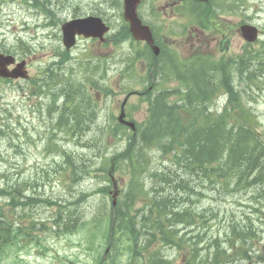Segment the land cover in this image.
<instances>
[{
	"label": "rangeland",
	"instance_id": "obj_1",
	"mask_svg": "<svg viewBox=\"0 0 264 264\" xmlns=\"http://www.w3.org/2000/svg\"><path fill=\"white\" fill-rule=\"evenodd\" d=\"M169 1L149 0V6L156 10ZM114 2L0 0V51L29 60L30 74L28 80H0V186L2 189L6 183L3 174H14L12 180H25L26 185H20V189L30 193H25L23 198L34 197L31 201L20 199L28 203L20 210L5 206L8 201L0 198V208L10 222L22 218L11 227L13 245L0 252V264H34L33 258H38L40 264H72L71 261L74 264H217L220 251L228 256L229 264H264V199L258 198L260 190L244 182L235 186L236 179L225 189L221 188V181L212 185L199 179L192 184L194 192L186 199H190L187 204L195 211L190 210L195 218L191 225L174 226L184 245L179 249L154 238L153 231L158 225L143 221L148 217L150 202L131 195L132 176L125 161L126 169L113 173L119 182L115 206L123 214L130 211L135 224L128 232L119 230L117 235L115 232L114 238L115 229H109L103 220L99 224L102 217L107 220L111 217L113 201L111 181L101 178L110 170L107 167L110 158L125 150L131 134L124 127L115 129L124 100H127L128 119L137 122L140 129L149 119L151 101L158 97L167 106L176 107L177 121L184 117L191 120L183 100L191 93H210L215 87L212 83L222 84L227 79L237 85L240 101L247 102L257 117V128L264 131V0L230 2L236 8L235 19L230 20L234 27L235 23L249 22L262 30L256 43L246 46L235 34L228 50L222 52L215 48L216 37L207 33L205 46L198 50V54L205 55L198 58L196 51L188 43H179V39L184 36L192 42L189 28L199 23L198 14H193L202 9L188 3L179 5L174 11L177 18L171 15L163 21L171 28L173 19L175 29H161L159 16L153 15L145 3L142 6L145 21L167 34L163 41L166 55L158 60L159 64L163 60L164 70L153 68L150 77L149 53L143 44L130 39L123 8L112 5ZM211 3L207 14L212 16L229 7L222 0ZM95 14L113 26L109 43L80 39L64 54L62 24ZM239 55L234 62L227 60ZM183 58L194 60L190 64ZM199 61L196 69L203 76L195 79L190 71L196 75L197 72L190 66L193 68ZM184 79L196 82L188 85ZM71 85L75 87L71 90L73 96L67 95L70 89L64 95V89ZM216 93L217 90L209 94V109L221 112L226 108L227 94L215 98ZM66 97V102L79 105L81 115L73 116L74 107L63 106ZM92 119L94 122L89 123ZM158 148L155 145L147 151L149 170L141 173L138 184L144 183L147 190L153 187L150 197L154 194L157 201L165 196L169 208L175 205L179 207L176 210L183 209L186 206H181L182 195L168 200L170 186L167 183L161 186L156 175L150 177L153 171L167 172L165 166L170 164ZM70 164L76 167H69ZM187 174L182 171L179 181L185 180ZM34 186L37 195H33ZM105 188L107 193L103 191ZM77 209L81 211L80 220L71 231H62L69 210ZM78 226L81 228L75 231ZM242 239L246 242L240 243ZM110 242L113 249L105 253ZM239 245L241 248H237Z\"/></svg>",
	"mask_w": 264,
	"mask_h": 264
},
{
	"label": "trees",
	"instance_id": "obj_2",
	"mask_svg": "<svg viewBox=\"0 0 264 264\" xmlns=\"http://www.w3.org/2000/svg\"><path fill=\"white\" fill-rule=\"evenodd\" d=\"M112 5L116 4L112 3ZM125 29L128 32L127 25ZM186 62L191 63L192 60H186ZM188 65L190 66V64ZM257 68H254L252 71L256 73ZM159 69L164 70V68ZM190 69L197 72L196 75L193 71H190V74L195 79L203 76L196 69V66L193 68L190 66ZM183 75H185V72ZM209 80L212 83V79L210 78ZM184 82L189 85V82L192 84L196 80L184 79ZM252 82H254V79ZM212 84L215 86L212 92L217 90L215 98L221 94H229L228 98H231H229L230 100L228 99L229 102L226 104V108L221 112L210 111L209 109L211 105L209 94L211 95L212 92L199 95L198 92L194 95L191 93L189 94L191 96L186 97L182 104L192 119L184 117L182 121L178 120V123L174 115L176 107L167 106L163 99L158 97L150 103V119L145 124L147 126L142 127V129L138 127L139 129L137 128L135 133L130 132L129 142L125 150L117 152L114 156L115 158H110V166L107 164L111 172L115 173L119 169L125 170L126 166L123 163L126 161L132 176L130 185L131 195L134 196V199L142 196L150 202L148 203V217L143 218V221H149L152 224L154 222V224L158 225V228H155L156 231H153L154 238L164 240L169 244L177 246L179 249H182L184 245L175 227L177 224L191 225L192 219L195 218V215H192V212L195 211H192L187 204L190 199H186V197L193 194L195 186H192V184L195 181L202 179V181L209 184L221 181V188L225 189L236 179L235 186H239L244 182L260 190L258 198L264 199V131L257 128V117L252 114L250 107H247V102L240 101L239 92L241 91L237 88V85L230 83V80L227 79L222 84ZM67 100L68 98L66 97L65 102ZM72 115H81V113L75 111ZM76 121L80 123L77 117ZM120 128L122 126L117 124L115 129ZM257 131L260 135H258ZM155 145L159 147L158 150L163 152V157H169L167 160L170 164L165 166L168 173L159 171L148 172L150 177L153 179V175H156L162 184L161 186H164L166 183L170 186V192L166 194L168 195V200L182 195L181 201L183 204L181 206L188 208L176 210L179 207L175 205L169 208L165 196L163 198L160 196V199L157 201V196L154 194L150 197V191L154 190L153 187L147 190L144 183L138 184L140 176L149 170L146 153ZM69 167L75 168L76 165L70 164ZM77 168L79 169L80 166H77ZM103 170L106 171V168ZM182 171L188 174L185 176V180L179 181L183 176ZM157 173L161 174L157 175ZM12 178V174H3V180L6 183L2 189L0 188V197L8 201L7 206L15 208L16 203L21 201L20 199L23 198L26 190L24 188L20 189L22 181H18V183L16 180H12ZM101 179L107 182L110 181V177L107 175L105 177L102 176ZM220 179H223V182ZM105 189L107 191L108 188ZM105 189L103 191L107 193ZM161 189L163 190V187ZM33 191V195H37L35 186L33 187ZM219 193L222 194L223 192L219 191ZM126 198L128 200L131 199L127 194ZM22 204L24 205L25 203L22 202ZM26 204L28 203L26 202ZM77 206L78 204L75 207L77 208ZM115 209L116 207L113 208V210ZM129 213L130 211H125L123 214V212L115 210L111 213V217L108 220L102 217L99 224L103 220L107 222L109 229H115L113 232L114 238L115 232L116 235L119 233V230L128 232V228L135 224L134 219ZM80 214L81 211L78 209L73 212L69 210L67 223L64 226L65 228L61 230L64 232L71 231L76 221L80 220ZM17 220L18 217L15 221ZM14 223V221L10 222V219L8 220L6 213H3V209L0 208V252L4 248L13 245L11 242V227L14 226ZM97 223L95 222L94 224L97 225ZM80 228L81 226H78L75 231ZM243 242L246 241L242 239L240 243ZM237 248H241V246L239 245ZM195 250H197L196 247ZM223 255H226L224 251H220L218 255L220 261L217 264L230 263L228 256L225 257Z\"/></svg>",
	"mask_w": 264,
	"mask_h": 264
},
{
	"label": "water",
	"instance_id": "obj_3",
	"mask_svg": "<svg viewBox=\"0 0 264 264\" xmlns=\"http://www.w3.org/2000/svg\"><path fill=\"white\" fill-rule=\"evenodd\" d=\"M139 3V0H125V16L126 19L129 20L131 26L130 31L136 39H143L148 42H152V38L149 32V28L143 27L141 22L138 20L136 15V6ZM64 30V44L69 49L71 48L75 41L74 36L76 33L83 34L86 37H100L109 31V27H107L100 19L97 18H88L85 20L75 21L69 24H66L63 27ZM243 36L249 41L253 42L257 39L258 31L255 27L252 26H244L242 28ZM71 34V35H70ZM14 62V59L10 56L5 57L0 55V76L2 77H26V72L23 70L24 65H19L12 72H8L6 69L7 64H11ZM120 122L134 127L133 124L128 123L124 120V113L119 117Z\"/></svg>",
	"mask_w": 264,
	"mask_h": 264
},
{
	"label": "bare ground",
	"instance_id": "obj_4",
	"mask_svg": "<svg viewBox=\"0 0 264 264\" xmlns=\"http://www.w3.org/2000/svg\"><path fill=\"white\" fill-rule=\"evenodd\" d=\"M114 3H115L116 5L119 6V2H118L117 0H115ZM92 16L100 17V15H97V14L92 15ZM84 17H85V16H84ZM101 18H103V16H102ZM103 19H104V18H103ZM104 20H105V19H104ZM111 32H112V29H111ZM160 67L163 68V65H161V66H159V67H155V68H158V69H159ZM68 89H70V90H69L68 93H67V90H68ZM71 90H75V87H73L72 85L69 86V87H67V88H65V89H64V95H66V93H67L68 96H73ZM76 91H79V92H80V90H76ZM234 92H235V91H234ZM76 94H77V93H76ZM67 95H66V96H67ZM228 95H229V94H227V103H228L229 100L231 99L230 97H229L230 99L228 98ZM229 96H230V95H229ZM74 97H75V96H74ZM228 99H229V100H228ZM231 103H232V102H231ZM93 118H94V117H93ZM93 122H94V119H92L89 123H93ZM84 130H85V129H84ZM5 131H6V130H5ZM0 133H1V132H0ZM4 133H5V132H4ZM15 134H16V133H15ZM1 135H2V134H1ZM76 135H78V134H76ZM9 136H11V135H9ZM12 138H13V137H12ZM126 144H127V143H126ZM126 146H127V145H126ZM16 147H17V146H16ZM17 148H18V147H17ZM20 149H21V147H20ZM124 149H125V148H124ZM119 154H120V153H119ZM114 158H115V157H114ZM164 158H165V157H164ZM166 160H167V158H166ZM114 161H115V160H114ZM114 161H113V162H114ZM111 162H112V161H111ZM121 162H122V161H121ZM110 164H111V163H110ZM110 164H109V166H110ZM112 165H114V164H112ZM114 166H115V165H114ZM107 167H108V166H107ZM114 168H115V167H114ZM108 169H109V167H108ZM125 169H126V168H125ZM128 169H129V168H128ZM12 177L15 178V177H14V174H12ZM17 177H20V176L17 175ZM15 180H16V179H15ZM21 181H22V180H21ZM36 181H37V180H36ZM38 181H39V180H38ZM11 182H13V181H11ZM16 182H18V180H16ZM19 182H20V181H19ZM19 182H18V183H19ZM23 182H24V183H23ZM21 183H22V184H21ZM21 183H20L21 185H26V184H25V180L22 181ZM2 184H3V183H2ZM28 184H29V183H28ZM32 186H33V185H32ZM22 187H23V186H22ZM27 187H28V186H27ZM30 187H31V186H30ZM0 188H1V186H0ZM38 188H39V187H38ZM28 189H29V188H28ZM34 189H35V188H34ZM36 190H37V187H36ZM40 190H41V189H40ZM111 190H112V189H111ZM105 191H106V189H105ZM111 192H112V191H111ZM26 193H29V192H26ZM29 194H30V193H29ZM29 194H28V195H29ZM110 194H111V193H110ZM110 194H109V195H110ZM24 195H25V194H24ZM0 198H2V197H0ZM28 198H29V199H28ZM32 198H34V197H31V196H25V197L22 198V199H23V200H26V199H27V201H31ZM22 199H21V200H22ZM22 202H24V201H18V203H16V207H17L18 210H20L22 207H23V208H26V207L22 204ZM34 202H35V201H34ZM7 203H8V202H7ZM7 203H6V204H7ZM36 203H37V201H36ZM29 205L32 206V202H30ZM38 205H39V204H38ZM113 208H115V207H112V212L115 211V210L117 209V208H116L115 210H113ZM15 209H16V208H15ZM64 215H65V214H64ZM61 216H63V215H61ZM229 240H230V239H229ZM230 241H231V240H230ZM227 264H229V263H227Z\"/></svg>",
	"mask_w": 264,
	"mask_h": 264
},
{
	"label": "flooded vegetation",
	"instance_id": "obj_5",
	"mask_svg": "<svg viewBox=\"0 0 264 264\" xmlns=\"http://www.w3.org/2000/svg\"><path fill=\"white\" fill-rule=\"evenodd\" d=\"M117 1L119 2L120 0H117ZM162 63H163V60H162V62H161L160 64H159V61H155L153 66H154V67H158V66L163 65ZM158 64H159V65H158ZM157 65H158V66H157Z\"/></svg>",
	"mask_w": 264,
	"mask_h": 264
}]
</instances>
